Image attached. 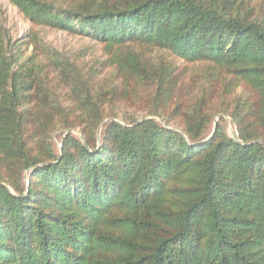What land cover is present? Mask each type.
I'll use <instances>...</instances> for the list:
<instances>
[{"label": "trees", "instance_id": "1", "mask_svg": "<svg viewBox=\"0 0 264 264\" xmlns=\"http://www.w3.org/2000/svg\"><path fill=\"white\" fill-rule=\"evenodd\" d=\"M10 2L34 24L104 44L116 80L98 85L56 56L67 108L40 40L22 56L0 17V264H264V20L243 0H78L61 11L49 0ZM133 47L210 66L201 94L185 95L178 67ZM138 87L151 89L150 116L180 122L184 134L115 121L109 109ZM217 114L240 142L221 116L203 137ZM76 129L87 146L66 134L56 154L52 132Z\"/></svg>", "mask_w": 264, "mask_h": 264}, {"label": "rangeland", "instance_id": "2", "mask_svg": "<svg viewBox=\"0 0 264 264\" xmlns=\"http://www.w3.org/2000/svg\"><path fill=\"white\" fill-rule=\"evenodd\" d=\"M77 1L78 0H49V3L57 8L58 11H61L71 9L73 3H76ZM243 1L244 6L248 8L247 11L253 12V18L262 22L264 20V0ZM0 17L6 35L10 41H12V43L16 46H23L20 48L22 56L25 55L26 57H29L32 54L33 47H28L27 44L33 38L37 37L40 40L41 51L39 54L41 55H38L39 60L42 64H44L46 74L49 73V80L56 77L55 81H50L51 90L55 97L59 99L60 102H62L67 108H70L71 106L68 93L69 85L66 81L61 82L58 78L59 75L56 74L59 72L56 56L59 59L63 58L64 62L66 61L67 63H71L73 65L75 64L73 69L76 75L82 74L83 76H86L85 78H87L88 75L91 74L92 77H95L98 85H101L103 82H107L112 85L116 80V70H114L115 68H112L110 61L111 56L107 52L105 45L97 40L82 35L72 34L58 28H53L52 25L48 26L47 24L39 23L34 24L35 22L23 16V14L10 2V0H0ZM50 18L58 23L64 21L63 19L57 18L56 14ZM72 23L76 26L78 21L73 19ZM132 49L142 54L146 59L145 61L151 60L156 64L167 63L178 67L179 72L182 76H184L183 85L185 86V95L187 93H195L196 95L197 88L199 89V94H201L200 90L202 89L203 84L206 83V79L209 78V72L211 70L210 66L203 64H187L183 61L177 60L170 54L155 48L133 47ZM69 77H72V74L69 75ZM67 78L68 75H66L65 79L67 80ZM116 82L119 86L126 85L123 83L124 80L118 79ZM191 83L193 84L191 85ZM135 89L136 90L134 91L131 90L132 95H136L137 89H139L140 92L138 97L122 100L119 105H115L116 107L109 109V112L112 114H117L115 121L125 126V124L133 121L142 122L144 120H154L165 129L183 133V127L180 122H173L169 125L160 117L150 116V88L138 87ZM238 92H241V90ZM107 115H109L108 111ZM219 116L225 120V123L223 122V126L228 135L233 139L235 136L237 138L236 141L240 142L236 126L228 116H224L223 114H217L213 117L211 123L203 134V137H206L210 132H213L216 121L219 122ZM111 120L112 119H106L100 126V130H98V141H100V131L103 126L108 122H111ZM66 134H72L83 144L85 143L84 146H87L80 129L72 131L55 130L51 134V142L56 154L60 153L62 149L61 142ZM31 173L32 170H26L23 172V180L21 183L23 188H28L29 175ZM9 189L12 194H15L11 188Z\"/></svg>", "mask_w": 264, "mask_h": 264}, {"label": "water", "instance_id": "3", "mask_svg": "<svg viewBox=\"0 0 264 264\" xmlns=\"http://www.w3.org/2000/svg\"><path fill=\"white\" fill-rule=\"evenodd\" d=\"M217 125H218V121H216V123H215V127H214V130H216V128H217ZM234 139L235 140H237V138L234 136ZM85 144V143H84Z\"/></svg>", "mask_w": 264, "mask_h": 264}]
</instances>
